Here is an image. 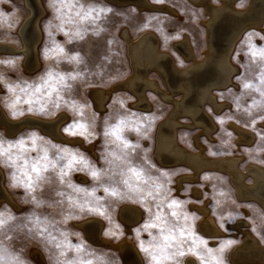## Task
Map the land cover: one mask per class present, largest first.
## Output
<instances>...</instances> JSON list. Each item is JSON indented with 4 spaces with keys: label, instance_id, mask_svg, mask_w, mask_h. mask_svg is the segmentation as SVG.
Returning a JSON list of instances; mask_svg holds the SVG:
<instances>
[{
    "label": "rangeland",
    "instance_id": "rangeland-1",
    "mask_svg": "<svg viewBox=\"0 0 264 264\" xmlns=\"http://www.w3.org/2000/svg\"><path fill=\"white\" fill-rule=\"evenodd\" d=\"M42 2L46 11L39 21L40 65L29 71L23 53L0 52V61H13L0 63V106L12 118L64 113L67 118L60 130L81 142L55 139L37 127H24L10 136L0 127L3 185L19 205L14 209L7 202L0 204V214L13 217L0 230L4 249L0 255L7 264H38L32 248L44 255L45 264H122L116 249L89 241L76 225L88 217L101 219L102 233L112 241L131 239L143 264H186L189 256L196 264H231L228 252L241 242V230L233 226L239 219L247 222L242 228L264 243V208L254 199H240L226 172L205 169L196 180L182 179L178 184L177 177L190 173L189 166L161 165L155 159L156 131L171 111L170 101L147 89L148 108L134 107V94L115 88L99 110L89 92L93 87H109L130 73L126 43L120 35L123 27L132 37L152 30L159 47L178 66L190 60L173 42L187 35L195 56L201 58L206 47L203 7L190 0H150L175 9L172 13L108 0ZM246 2L237 0L236 5ZM28 13L24 0H0V43L22 46L17 28ZM253 48H264L261 27L248 28L236 41L230 55L237 66L232 82L213 90L224 107L215 111L209 102L204 104L215 124L211 137L199 125L183 124L176 132L178 141L191 150L198 149L197 136L207 155H242L238 162L242 169L249 162L264 164V61L252 55ZM149 76L165 87L155 70ZM245 83L251 86L245 88ZM179 118L189 121L185 115ZM235 125L252 132L253 140L239 141ZM245 180L250 181L251 175ZM173 201L177 203L172 205ZM123 204L141 210L128 232L118 214ZM202 204L209 207L220 234L208 235L200 229L198 206ZM228 241L234 243L225 247ZM194 247L198 254L190 251ZM181 251L183 256L178 255Z\"/></svg>",
    "mask_w": 264,
    "mask_h": 264
},
{
    "label": "bare ground",
    "instance_id": "bare-ground-1",
    "mask_svg": "<svg viewBox=\"0 0 264 264\" xmlns=\"http://www.w3.org/2000/svg\"><path fill=\"white\" fill-rule=\"evenodd\" d=\"M29 13L18 26V34L22 46L17 47L10 43H0L1 53H23V64L26 70L33 71L40 65L38 46L42 39L40 18L45 13L42 0H24ZM116 4H134L139 9H163L175 13L176 10L165 4H155L150 0H108ZM201 5L207 17L203 20L206 33V47L201 58H197L192 45L185 35L176 40L173 45L180 51L189 63L178 66L173 56L159 47L158 36L152 30H144L135 37L131 36L127 27L120 30V35L126 43L130 63V73L123 79L111 84L109 87H93L90 95L95 106L103 110L110 92L115 88H123L134 94L131 104L139 108H148L149 100L147 89L156 90L165 100L171 102V111L158 125L156 131L155 159L161 165H174L184 163L191 169L190 173L177 177L178 184L182 179L196 180L199 173L205 169H219L226 172L233 185L236 195L242 199H254L264 208V164L249 162L244 169L238 162L242 159L240 154H225L210 156L204 152L203 144L195 137L197 150H191L182 145L177 139V128L180 125H199L202 132L211 137L215 124L205 110V102H209L219 111L224 102L217 100L214 89L226 87L232 82V76L237 66L230 59L236 41L243 32L250 27H261L264 31V0H247L244 6H237V0H190ZM155 70L162 78L164 88L159 82L149 76ZM161 80V81H162ZM156 92V93H157ZM179 97H176V94ZM189 118L188 122L180 120V116ZM67 118L66 114L59 113L55 117H39L25 114L12 118L0 106V127L7 135L13 136L16 131L24 127H37L51 137L80 143V138L69 139L60 130V125ZM240 140L251 142L254 138L252 132L235 125ZM201 131V130H200ZM199 133V132H197ZM196 133V134H197ZM193 137V138H194ZM238 139V138H237ZM194 141V142H195ZM239 143V142H238ZM92 151V146H90ZM251 175L246 181L245 176ZM198 194V190H194ZM206 201V200H205ZM7 202L14 209H19L18 203L8 193L3 185V173L0 168V204ZM202 213L199 221L200 229L208 235L220 234L213 216L206 204L198 206ZM119 214V211H118ZM141 216L138 206L123 204L120 207L119 218L124 224L125 231L136 223ZM245 219H239L233 224L241 231V242L233 246L228 257L231 264H264V243L248 228ZM89 241L116 249L121 257L122 264H143L142 256L131 239L124 236L118 241H112L102 233L103 221L96 217H88L76 223ZM31 255L38 264H45L44 255L36 248H32ZM186 264H196L193 257L186 259Z\"/></svg>",
    "mask_w": 264,
    "mask_h": 264
},
{
    "label": "snow or ice",
    "instance_id": "snow-or-ice-1",
    "mask_svg": "<svg viewBox=\"0 0 264 264\" xmlns=\"http://www.w3.org/2000/svg\"><path fill=\"white\" fill-rule=\"evenodd\" d=\"M77 34H78V33H77ZM57 50H58L59 52H63V51H64V49L61 48V47H59V46H57ZM252 55H253L254 57L259 56L260 59H261L262 61H264V48H261V49H255V48H253V49H252ZM71 59H73V60H78L79 58H78L77 56H73V57H71ZM0 63L12 64L13 61H11V60H8V61H0ZM261 79H262V82H264V73H262ZM250 86H251V85H249V84H247V83L244 84V87H245V88H248V87H250ZM10 90H12V89L10 88ZM15 114H16V113L14 112L13 115H15ZM221 122H223V121H221ZM67 130H68V129H66V131H67ZM114 134H115V133H114ZM117 138H119V136H118ZM125 146H126V147L128 146L127 143H125ZM34 170H35V169H34ZM92 175H93V177H96V176H97V173H96L95 171H93V172H92ZM111 194L114 195V196L117 195V193H116L115 191H113ZM176 203H177L176 201H173V202H172V205H175ZM172 205H169V206L171 207ZM95 211H99V210L97 209V210H95ZM100 214H103V213L101 212ZM159 218H160V217L158 216L157 219H159ZM12 219H13V217H11V216H7V217H5L3 214H0V230H2L5 226H7V225H8V222H9L10 220H12ZM37 224H39V221H38V220H37ZM153 226H155V225H153ZM221 226H223V225H221ZM164 239H165V241H167L169 238H168L167 236H165ZM199 243H200V244H204L205 242H204L203 240H200ZM231 243H234V242H233V241H228V242H226V244H225L224 246L226 247L227 245H229V244H231ZM58 247H59V245H58ZM76 247H77V250H79V246H76ZM3 251H4V249H3L2 247H0V252H3ZM145 251H147V249H145ZM190 251H192L193 254H198V253H197V249H196L195 247L192 248V249H190ZM184 254H185V253L182 252V251L178 253V255H180V256H183ZM168 258H170V257H165V259H168ZM153 259H154V260H157V257L154 255V256H153ZM0 264H7L6 259H5V257H4L3 255H0ZM16 264H19V262L17 261ZM68 264H72V262H68ZM217 264H221V262L217 261Z\"/></svg>",
    "mask_w": 264,
    "mask_h": 264
},
{
    "label": "water",
    "instance_id": "water-1",
    "mask_svg": "<svg viewBox=\"0 0 264 264\" xmlns=\"http://www.w3.org/2000/svg\"><path fill=\"white\" fill-rule=\"evenodd\" d=\"M20 130V129H19ZM19 130H17V131H19ZM17 131H16V133H17ZM119 215H120V211H119Z\"/></svg>",
    "mask_w": 264,
    "mask_h": 264
}]
</instances>
